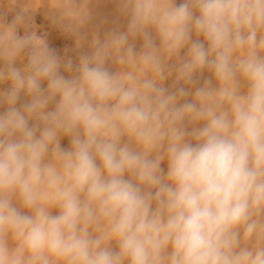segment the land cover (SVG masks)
I'll list each match as a JSON object with an SVG mask.
<instances>
[{
    "label": "clouds",
    "instance_id": "clouds-1",
    "mask_svg": "<svg viewBox=\"0 0 264 264\" xmlns=\"http://www.w3.org/2000/svg\"><path fill=\"white\" fill-rule=\"evenodd\" d=\"M116 2L0 0V264H264V0Z\"/></svg>",
    "mask_w": 264,
    "mask_h": 264
},
{
    "label": "rangeland",
    "instance_id": "rangeland-1",
    "mask_svg": "<svg viewBox=\"0 0 264 264\" xmlns=\"http://www.w3.org/2000/svg\"><path fill=\"white\" fill-rule=\"evenodd\" d=\"M80 2L83 5L86 3V0H80ZM181 2L182 0H176L177 5H179V3ZM89 9L91 13V19L89 20L85 28L81 30V33L85 37V39L79 47L77 46V38L73 34L66 32L58 25L53 24L46 7H41L35 13H33L32 20L36 25L37 34L43 36L50 47L56 49L57 53L60 56L71 57L74 62L78 63V58L82 53L91 52L90 45L94 35L103 40L105 34L108 31H111L113 29L124 31L126 30L127 26V18L120 14L116 0H90ZM19 10L20 5L15 6L11 12H8L6 9L0 10V16L4 18L5 22L10 23L14 18L16 12H18ZM20 34H23V29H20ZM153 35H155L154 32ZM133 43L135 46V50L137 52L140 51L143 40L141 38H138ZM157 43H159L158 40ZM106 66L112 72H115L117 70V67L111 61H109ZM17 67H22V64L18 62ZM209 77L210 73L205 71L203 76L201 77V83L203 82V79ZM170 83L171 81L165 82V86H169ZM7 87V84L0 85V88ZM25 99L26 98L22 96L21 103L24 102ZM51 107H54V105H50V108ZM61 144L65 148L69 147V138H62ZM162 168H164L165 171L167 170L166 161L162 163ZM113 248H115L114 244Z\"/></svg>",
    "mask_w": 264,
    "mask_h": 264
}]
</instances>
